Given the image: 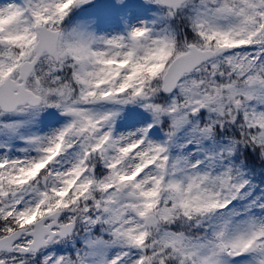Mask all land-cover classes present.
Segmentation results:
<instances>
[{
    "label": "snow or ice",
    "instance_id": "snow-or-ice-1",
    "mask_svg": "<svg viewBox=\"0 0 264 264\" xmlns=\"http://www.w3.org/2000/svg\"><path fill=\"white\" fill-rule=\"evenodd\" d=\"M0 264H264V0H0Z\"/></svg>",
    "mask_w": 264,
    "mask_h": 264
}]
</instances>
